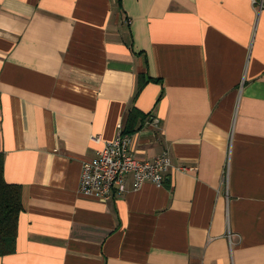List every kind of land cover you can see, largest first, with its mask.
<instances>
[{"label":"crops","instance_id":"crops-1","mask_svg":"<svg viewBox=\"0 0 264 264\" xmlns=\"http://www.w3.org/2000/svg\"><path fill=\"white\" fill-rule=\"evenodd\" d=\"M134 108L165 184L81 194ZM0 153L24 205L0 264H264V0H0Z\"/></svg>","mask_w":264,"mask_h":264},{"label":"built area","instance_id":"built-area-1","mask_svg":"<svg viewBox=\"0 0 264 264\" xmlns=\"http://www.w3.org/2000/svg\"><path fill=\"white\" fill-rule=\"evenodd\" d=\"M132 145L133 137L125 133L122 123L119 124L115 140L106 143L96 158L83 163L81 194L109 201L113 193L126 192L128 176H132L135 190L146 183L163 186L174 168L170 153L164 152L154 160H143L132 153Z\"/></svg>","mask_w":264,"mask_h":264},{"label":"trees","instance_id":"trees-1","mask_svg":"<svg viewBox=\"0 0 264 264\" xmlns=\"http://www.w3.org/2000/svg\"><path fill=\"white\" fill-rule=\"evenodd\" d=\"M121 1L119 0V2ZM145 78V75L139 77L136 98L139 97L149 81L158 82L156 79L146 80ZM139 118H141L140 112L134 108L126 127V134H133L137 131L136 126ZM23 211V189L21 186L9 184L5 180V156L0 153V257L16 252L19 221Z\"/></svg>","mask_w":264,"mask_h":264}]
</instances>
